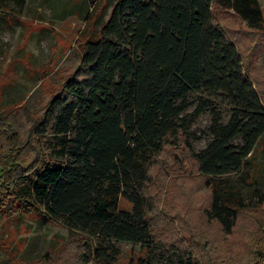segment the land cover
I'll return each mask as SVG.
<instances>
[{
    "label": "trees",
    "instance_id": "obj_1",
    "mask_svg": "<svg viewBox=\"0 0 264 264\" xmlns=\"http://www.w3.org/2000/svg\"><path fill=\"white\" fill-rule=\"evenodd\" d=\"M218 10L248 33L264 32L258 0H115L41 118L23 131L14 115H0V204L13 201L82 235L79 249L96 264H150L158 243L150 167L182 141L210 192L206 222L233 240L218 255L224 264H264V237L257 231L242 250L236 234L244 213L264 204V194L246 204L242 189L255 181L249 164L258 148L264 160V98ZM204 113L211 140L194 151L189 130ZM115 242L141 243L145 257L121 262ZM188 264L197 260L189 255Z\"/></svg>",
    "mask_w": 264,
    "mask_h": 264
},
{
    "label": "rangeland",
    "instance_id": "obj_2",
    "mask_svg": "<svg viewBox=\"0 0 264 264\" xmlns=\"http://www.w3.org/2000/svg\"><path fill=\"white\" fill-rule=\"evenodd\" d=\"M114 2L103 1L99 5L96 0H2V117L14 115L23 131L41 118L48 102L75 72L85 41L96 36ZM258 3L264 13V0ZM214 16L237 43L253 84L264 98V32L248 33L231 13L218 10ZM217 106L227 119L228 105L218 99ZM210 123V114L204 113L190 128L188 142L194 151L203 149L211 140ZM249 166L255 181L251 186H243V196L246 204L256 206L264 194V160L260 148ZM149 176L146 195L153 209L148 217L158 242L150 264H188L189 255L197 264H224L216 249L229 248L233 240L224 236L219 227L206 222L204 211L210 203V192L182 141H175L154 157ZM229 178L241 185L240 174ZM120 202L122 207L130 209L128 203ZM261 224L264 225V204L245 212L239 222L236 234L243 242L242 250L247 249L246 242L257 231L264 237ZM82 237L13 201L5 206L0 204V264H96L79 249ZM115 244L121 262L145 257L141 243Z\"/></svg>",
    "mask_w": 264,
    "mask_h": 264
}]
</instances>
